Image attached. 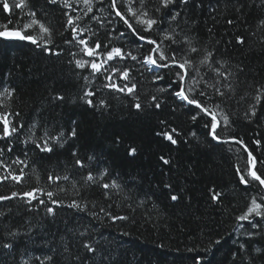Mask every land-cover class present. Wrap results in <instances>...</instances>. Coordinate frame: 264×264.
Masks as SVG:
<instances>
[{
	"label": "trees",
	"instance_id": "16d2710c",
	"mask_svg": "<svg viewBox=\"0 0 264 264\" xmlns=\"http://www.w3.org/2000/svg\"><path fill=\"white\" fill-rule=\"evenodd\" d=\"M28 2L38 18L53 29L54 43L49 47L61 51V55L45 54L31 43L0 41V91L5 87L15 89L12 97H0V103L6 105L0 108V112H19V117H12L13 122L25 124L20 134L10 140H0V149L4 150L0 159L11 165L13 171H18L22 165H14L12 160L16 157L27 160L25 171L38 172L41 187L47 186L49 173L61 176L69 174L70 181L58 182L69 192L61 193L56 198L64 200L65 204L72 199L82 201L89 211L97 212L100 219L67 207L57 208L54 219L46 218L43 210L27 211L29 206L18 199L0 202V211L5 214L0 217V244L13 239L6 237L3 234L5 231L16 230L20 233L14 238L13 250L0 247V264H21L22 258L28 259L29 254L41 255L48 251L45 244L58 247L61 235L67 237L69 247L76 252L77 248L73 245L77 238L68 229L83 231L85 227L93 236L103 234L106 238L105 254L114 257L112 264H192L189 259L192 255L202 256L203 264H264V226L259 229L258 235L248 238L244 233L253 230L246 222L236 220L253 197L257 202L264 203L260 199L264 191L258 187L246 188L236 175L237 167H247V153L240 145L212 141L206 136L203 120L193 122L191 113L186 108L176 106L179 102L174 103V97L159 93L160 88H168L170 77L153 83L151 74L147 72L143 76L138 71L132 73L142 100L155 94L166 101L159 114L137 113L128 106L127 99L114 98L117 94L103 88L107 81L102 76L94 78L87 87L89 90L99 88L95 99H106L110 107L107 111L99 112L89 109L78 100L86 86L83 76L89 75V70L76 69L70 63L73 57L69 53L78 52V48L64 43L65 39H71V33L64 32L63 28L65 10L60 4H48L47 0ZM108 2L105 0V3ZM240 5L242 8L238 13L236 8ZM76 7L79 10L81 5ZM99 7L101 5H95V8ZM176 7L181 10L182 17L189 20V35L198 39L199 46L213 51L216 59L228 61L229 70L234 73L228 82L235 92L228 93L231 99L222 104L230 114L233 125L228 133L222 135L242 138L257 160L264 161V101L257 106L255 117L250 121L244 118L249 106L254 104L257 87H264V42L260 40L264 36V29H257L258 21L264 19V7L260 6V0H189L187 6ZM5 17L15 21L21 18L20 10H15L11 15L0 10V23L6 22ZM228 19L236 23L228 25ZM90 26L94 30L99 28L95 22ZM116 27L123 30L120 25ZM209 28L212 29L211 33ZM61 32L64 34L60 35ZM238 35L245 37L242 46L235 42ZM98 38L107 41V32L100 29ZM120 43V40H113V44ZM80 56L82 54L76 58ZM124 63L134 64L131 60ZM236 65L243 71H238ZM117 83L120 81L117 80ZM56 95L63 96L64 100L54 101ZM214 101L220 102L221 98L214 97ZM160 119L167 120L181 131L177 146L161 141L154 135ZM34 121L37 124L33 130L34 138L43 136L45 128L53 135L62 129L67 132L73 127L72 121H77L78 139L70 141L63 148L54 146L52 153H41L34 144L21 143V140L27 139L28 126ZM192 132L196 133V137L190 135ZM117 135L124 140L119 148L112 145ZM185 140L188 142L185 143ZM255 140H260V145H256ZM129 141H135L140 149L134 159L125 153V145ZM8 147H12V152L7 151ZM73 150L78 151L85 160L89 155H96L98 159L92 164L93 170L97 166L107 167L112 177H116L126 189H131V199L124 200V193H121L111 200H105L103 190L94 186L83 188L78 196L70 194L72 182L83 184L81 176L88 171L87 168L80 170L73 167ZM161 153L171 157V166L161 167L158 161ZM257 167L264 172V165L258 164ZM0 173H3V169H0ZM165 183H170L172 188H164ZM35 186L32 176L26 178L23 185L5 182L0 186V195L27 191ZM212 188L223 193L218 203L210 199L209 190ZM171 194L177 195L178 199L172 201ZM41 198L47 201L46 196L41 195ZM140 200L146 203L138 207ZM109 204L111 208H108ZM101 205L113 215H127L129 219L113 223L99 213ZM241 224L244 227H240ZM4 225L8 228L5 229ZM32 225L38 226L32 227L29 233L27 230ZM122 232L130 235H121ZM216 239L221 240L219 245L211 243ZM241 243L246 245V251L240 253L244 259L241 261L238 256L234 260L233 253L238 252ZM160 244L164 247H157ZM188 248L198 251L189 253ZM256 249L261 251L257 252ZM56 259L61 261L62 257L57 254Z\"/></svg>",
	"mask_w": 264,
	"mask_h": 264
},
{
	"label": "snow or ice",
	"instance_id": "6c2138e0",
	"mask_svg": "<svg viewBox=\"0 0 264 264\" xmlns=\"http://www.w3.org/2000/svg\"><path fill=\"white\" fill-rule=\"evenodd\" d=\"M48 4L60 6L65 10L63 16L66 18L64 23V32L71 33V39H65L64 43L75 45L78 52L72 51L69 54L73 57L70 63H73L76 69L89 70V75L83 76L85 81V88L83 94L78 97V100L85 104L89 109L94 111H107L110 107L106 99L96 100L95 97L100 92V89L89 90L88 84L94 78L103 77L107 83L103 84L104 89H108L110 93L117 94L116 99H127L128 106L141 114H159L162 110L165 100L158 95H150L148 99L142 100L139 94L138 83L132 75L133 71L140 72L141 76L145 72L151 74L152 82L163 81L166 77H170L168 88H160L159 93H167L174 97V103L179 102L178 107L186 108L191 113V120L197 122L203 120V127L207 130L206 136L210 137L212 141L222 144L235 143L240 145L245 153H247V167L241 169L237 167L236 175L239 181L245 187H258L264 191V172L257 167L258 164L264 165V161H258L256 156L244 144L242 138H237L231 135H222L228 133L232 129L233 121L228 112L222 107L231 96L228 93L235 92V88L229 83L233 72L229 70V63L223 59H216L214 52L209 50L206 46H199L198 39H194L189 35L191 29L188 27L189 20L187 17H182L181 10L177 9V5L187 6L189 0H47ZM99 4L101 7L95 8ZM77 5H81L79 10ZM260 6L264 7V0H260ZM242 5L236 8L239 13ZM19 9L21 18L10 19L5 17L6 22L0 23V41H28L36 45L40 50L48 55L60 56L61 51L49 47L53 44L52 39L53 29L42 22L37 12L30 7L28 0H0V10L2 13L12 14ZM68 10H71L70 14ZM96 13H99L97 15ZM87 18V20H86ZM214 19V17H213ZM95 22L99 26L93 29L90 26ZM228 25L236 23L235 20L228 19ZM191 23H195L192 21ZM116 25H120L123 30H119ZM38 29V31H37ZM104 29L107 32V41L98 38L99 30ZM257 29H264V19L258 21ZM209 33L212 29H208ZM116 33V35H113ZM63 35L64 33H59ZM255 33H251L254 35ZM129 37L131 39L129 40ZM113 40H120L119 45L113 44ZM264 42V36L260 37ZM42 41V43H41ZM235 42L238 45L245 44V37L236 36ZM219 43V41H217ZM131 45V47L129 46ZM80 58H76L77 56ZM87 57L88 59H84ZM131 60L132 65H126L124 62ZM136 65H139L137 68ZM238 71H243L239 65L235 66ZM77 75H80L77 73ZM117 80L120 83H117ZM15 89L5 87L0 91V97L8 99L13 96ZM214 97H220V102H215ZM243 99V97L241 98ZM54 101H63L64 97L56 95L53 97ZM254 104L249 106L248 112L245 114L246 120H251L257 115V106L264 101V87H257L256 94L253 96ZM6 105L0 103V108ZM176 110L175 107L172 109ZM19 117L20 113H10L7 111L0 112V140H10L15 135L20 134L25 124L23 122L14 123L12 117ZM73 127L67 132L63 129L53 135L47 128L44 129V135L34 138V129L37 124L34 121L28 126V137L21 140V143H32L35 148L41 153H52L54 146L63 148L65 144L70 141L78 139V125L77 121H72ZM154 135L167 142L172 146H177L180 143L181 131L169 124L167 120L160 119L157 122V130ZM196 137V133L190 134ZM188 141L185 140V143ZM124 140L117 135L112 140V145L119 148ZM256 145H260V140H255ZM12 147H8L7 151L12 152ZM139 147L135 141H129L125 145V153L129 158H135L139 153ZM4 155V150L0 149V157ZM74 158L73 167L83 170L88 169L86 174L81 176L83 184L72 182V191L70 194L78 196L81 190L86 187H96L103 190L105 200H111L113 196H120L124 193L123 199L130 200L131 189H126L116 177H112L110 170L107 167L97 166L95 170L92 164L98 159L96 155H89L87 159L80 157L78 151L73 150L71 153ZM27 156V153H25ZM158 161L161 167L171 166L173 161L166 153L158 155ZM12 164L21 166L18 171L11 170V165L6 164L4 160L0 159V186L5 182H11L17 185H23L26 178L32 176L36 182V186L27 191H12L10 195H0V202L11 201L18 199L29 207L27 211L43 210L46 218L54 219L56 216V209L67 207L77 212L86 213L94 219H100V216L95 211H89L87 204L78 202L72 199L65 204L64 200L57 199L61 193L69 192L64 186L58 182L70 181L69 174L63 176L59 174L49 173L47 176L46 187L40 186L41 177L38 172L29 173L25 169L28 167V161L16 157L12 160ZM54 186V189L53 187ZM164 188L171 189L170 183H165ZM210 199L213 202H220L223 196L222 192L215 188L209 190ZM41 195L47 197V201L41 198ZM148 199H151L149 197ZM172 201H176L178 196L170 195ZM264 201V195L260 197ZM35 202V203H33ZM145 200H140L138 207L143 206ZM117 206L119 204L117 203ZM131 207V205H128ZM93 207H96L93 202ZM112 205L109 204L108 208ZM134 210V209H133ZM99 213H103L113 223L115 221H127V215H113L111 212L101 205ZM4 212L0 211V217L4 216ZM259 218V219H257ZM237 221L246 222L253 231H246L244 235L251 238L259 234V229L264 226V203L257 202L253 197L247 209L236 217ZM32 225L28 228L31 233ZM5 229L7 225L3 226ZM240 227H244L243 224ZM68 232L74 238L75 244L73 247L77 248L73 252L69 247V242L66 236L61 235L58 247H50L45 244L44 247L48 251L41 255L29 254L28 259L21 260V264H112L114 257L106 255V238L103 234L93 236L89 229L85 227L83 231L79 229H68ZM6 237L13 239L0 244L4 249H14V238L20 235L16 230H7L3 233ZM121 235L128 236V232H122ZM214 245L221 243L220 239L211 242ZM157 247L163 248L160 244ZM211 245L209 247V250ZM58 249H62L59 251ZM27 251V250H26ZM189 253L198 251L196 248H188ZM246 251V245L241 243L239 250L233 253V259L238 256L241 261L244 257L240 256L241 252ZM257 252L261 251L256 249ZM57 254L62 257L61 261L56 259ZM192 264H203L204 258L199 255H192L189 257Z\"/></svg>",
	"mask_w": 264,
	"mask_h": 264
},
{
	"label": "water",
	"instance_id": "95a60500",
	"mask_svg": "<svg viewBox=\"0 0 264 264\" xmlns=\"http://www.w3.org/2000/svg\"><path fill=\"white\" fill-rule=\"evenodd\" d=\"M20 42H26V43H30V42H28V41H20Z\"/></svg>",
	"mask_w": 264,
	"mask_h": 264
}]
</instances>
